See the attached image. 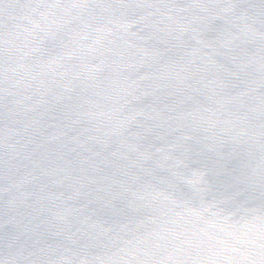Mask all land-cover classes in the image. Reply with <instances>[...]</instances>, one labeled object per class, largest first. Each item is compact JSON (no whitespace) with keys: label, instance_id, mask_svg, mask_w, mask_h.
<instances>
[{"label":"water","instance_id":"water-1","mask_svg":"<svg viewBox=\"0 0 264 264\" xmlns=\"http://www.w3.org/2000/svg\"><path fill=\"white\" fill-rule=\"evenodd\" d=\"M0 264H264V0H0Z\"/></svg>","mask_w":264,"mask_h":264}]
</instances>
